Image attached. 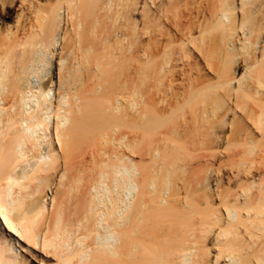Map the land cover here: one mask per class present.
Segmentation results:
<instances>
[{
  "label": "bare ground",
  "instance_id": "bare-ground-1",
  "mask_svg": "<svg viewBox=\"0 0 264 264\" xmlns=\"http://www.w3.org/2000/svg\"><path fill=\"white\" fill-rule=\"evenodd\" d=\"M0 264H264V0H0Z\"/></svg>",
  "mask_w": 264,
  "mask_h": 264
},
{
  "label": "rangeland",
  "instance_id": "rangeland-1",
  "mask_svg": "<svg viewBox=\"0 0 264 264\" xmlns=\"http://www.w3.org/2000/svg\"><path fill=\"white\" fill-rule=\"evenodd\" d=\"M28 162H29V161H25V162L21 163V166H22L23 168L21 167L20 170H21V173H22V171H24L23 174H24V173L26 174V175L24 174L25 177H26V176H29V174H28V170L30 169V165L33 164L32 160H31L29 163H28ZM30 163H32V164H30ZM29 171H30V170H29ZM28 178H29V177L26 178L27 181H28ZM24 181H25V179H24ZM24 181H23V182H24ZM27 181H26V182H27Z\"/></svg>",
  "mask_w": 264,
  "mask_h": 264
}]
</instances>
